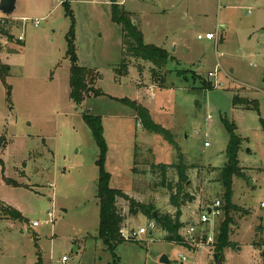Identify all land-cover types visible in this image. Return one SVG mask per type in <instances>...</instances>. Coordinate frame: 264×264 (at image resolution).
<instances>
[{
	"label": "rangeland",
	"instance_id": "obj_1",
	"mask_svg": "<svg viewBox=\"0 0 264 264\" xmlns=\"http://www.w3.org/2000/svg\"><path fill=\"white\" fill-rule=\"evenodd\" d=\"M62 2L18 0L14 15L0 13L13 24L15 39L24 35L23 46L1 40L0 66L10 74L0 77V264H163V255L171 264H180V255L187 264H216L218 253L221 264H264V0H115L134 12L145 43L166 49L171 58L155 75V66L131 61L125 76L116 72L124 50L122 28L112 21L113 0H73L78 63L100 73L96 88L102 92L79 106L70 98L67 58L73 20ZM207 33H218L216 41L198 39ZM218 65L215 88L209 74ZM147 111L169 132L189 166L186 189L196 200L182 209L180 233L215 201L223 205L224 214L193 236L197 241L212 237L205 247L164 241L159 225L135 235L154 218L139 207L131 215L130 203L122 198L117 203L124 219L120 242L111 253L99 238L100 153L85 115L102 119L109 186L152 208V216L176 213L169 189L161 187L164 180L176 186V169L163 177L156 166L178 164V152L163 136L144 130ZM226 121L244 140L243 177L234 178L231 201L241 211L224 200L217 172L227 161ZM4 204L24 221H11ZM49 213L56 215L52 224L46 222ZM227 220L229 240L240 250L217 252ZM34 222L40 225L35 228Z\"/></svg>",
	"mask_w": 264,
	"mask_h": 264
},
{
	"label": "trees",
	"instance_id": "obj_2",
	"mask_svg": "<svg viewBox=\"0 0 264 264\" xmlns=\"http://www.w3.org/2000/svg\"><path fill=\"white\" fill-rule=\"evenodd\" d=\"M73 0H63L62 5L65 7L67 15L72 18L73 25L67 35V58L70 60V98L76 105H81L86 99L92 97L102 96V92L96 88L101 75L95 69L80 66L78 63L77 46L75 43V30H74V16L71 9V2ZM111 6L112 21L116 25L120 26L123 31V50L124 58L116 72L120 76H125L129 72L131 61H142L144 63L155 66L152 74L155 75L156 70H163L167 67L170 61V56L166 49L156 47L154 45H148L145 43L143 32L139 26L138 20H135L134 13L126 11L118 3H114ZM13 24L7 18L0 20V53L3 50L1 40L6 39L10 42H16L17 45L23 46L24 41L15 39L12 34ZM140 69V68H139ZM180 73V72H179ZM10 70L6 66H0V77H9ZM183 74V72H182ZM159 80H164L160 77ZM10 94V92H9ZM238 99H234V105L237 106ZM123 103L129 105L131 108L137 111L145 110L142 106H139L136 102H127L123 100ZM259 104L254 110H258ZM87 127L92 132L95 142L99 148V158L96 161V165L99 168V179L97 182V199L100 206V225H99V238L103 241L105 247L111 251L117 247L120 242L119 229L123 222V217L118 210V199L122 198L130 203V214L136 215L134 207L142 208L146 211V214L151 218L152 208L147 209L144 206H140L128 195L121 190L111 188L109 186L110 175L105 170V160L107 146L104 139V130L102 125V119L99 116L85 115L84 117ZM262 129L264 131V120L261 122ZM229 131L230 141L226 150V163L222 169L217 170L220 172L219 182L223 188V198L230 208L235 210H242L232 205L233 197V181L235 177H243V169L240 167L239 152L243 139L236 133L237 127L235 124L225 122ZM144 130L163 136L178 152V164L168 166L159 164L156 166L162 171V176L165 177L169 168H175L178 174L179 182L173 188L162 182L161 187L169 189L170 191V204L176 210L174 215L167 214L166 216L158 217L156 221L157 225L161 226L166 232L164 241L174 243L176 245H187L185 239L180 235V230L184 227L181 219L183 216L182 209L188 204L193 203L196 199L193 194L187 192L186 186L188 182V169L189 166L185 162V157L182 154L180 147L171 138L169 132L162 126L156 124L147 111V122L143 124ZM5 146V145H4ZM5 147L2 148L4 150ZM9 183V182H8ZM6 215L10 216L14 221H24L21 213L17 210L7 207L5 209ZM154 220V219H151ZM231 220H227L221 225L219 238L216 243L217 252L224 249H232L233 251H239L240 246L238 243H233L229 240ZM37 242V240H36ZM38 247V245L36 244ZM40 260V259H39Z\"/></svg>",
	"mask_w": 264,
	"mask_h": 264
},
{
	"label": "built area",
	"instance_id": "obj_3",
	"mask_svg": "<svg viewBox=\"0 0 264 264\" xmlns=\"http://www.w3.org/2000/svg\"><path fill=\"white\" fill-rule=\"evenodd\" d=\"M3 17L0 16V20L2 19ZM34 24L36 26H39L40 24V21L36 20L34 21ZM218 36V33L214 34V33H207L205 36L203 35H199L198 36V39L199 40H208V41H216V38ZM18 39L20 41H23L24 40V35H20L18 37ZM220 56H224L223 53H221ZM219 68L220 66H216V70L215 72H212L209 74V80L211 82V84L217 88L219 87V81H218V72H219ZM206 146H209V144L207 143ZM262 207H264V203L262 204ZM223 205L222 203L217 200L214 202V204L210 207H207L204 211V213L202 214V216L200 217L199 221L196 222V221H193V222H189L187 223V228H185V234H182L180 233V235L185 239L186 243H187V246H193L195 248H199V247H205L203 244L204 242H207V243H212L213 242V238L212 237H206V238H203L201 239V241H197L194 239L193 236H195L196 234L198 235L200 232L198 231V228L199 226H201L202 224L205 225V224H209V223H215L216 220H218L222 215H223ZM56 221V215L54 213H49V219L46 221L48 223H54ZM40 225L39 222H34L33 223V227H38ZM158 228V225L156 223L155 220H151L149 223H148V226L147 227H143V228H140L138 231H136L135 235L137 236H142V235H145L150 231H154ZM123 237H125L126 239H129L128 235L127 234H123ZM192 239V240H190ZM180 264H187L188 262V259L186 256H183V255H180ZM63 262H66L67 259L65 257H63L62 259Z\"/></svg>",
	"mask_w": 264,
	"mask_h": 264
},
{
	"label": "water",
	"instance_id": "obj_4",
	"mask_svg": "<svg viewBox=\"0 0 264 264\" xmlns=\"http://www.w3.org/2000/svg\"><path fill=\"white\" fill-rule=\"evenodd\" d=\"M18 0H1L0 1V13L6 17H10L15 14L17 8ZM154 220H157V213H154ZM223 257L222 253H218L214 255L215 263L221 264V259ZM161 263L163 264H171L168 256L163 255L161 258Z\"/></svg>",
	"mask_w": 264,
	"mask_h": 264
},
{
	"label": "crops",
	"instance_id": "obj_5",
	"mask_svg": "<svg viewBox=\"0 0 264 264\" xmlns=\"http://www.w3.org/2000/svg\"><path fill=\"white\" fill-rule=\"evenodd\" d=\"M122 3H123V5L125 6L126 5V2L125 1H122ZM131 13H134V12H131ZM5 140V139H4ZM7 145V142H5V148L7 147L6 146ZM4 148V149H5ZM9 182V181H8ZM11 182V181H10ZM4 205H6V204H4ZM6 206H8V205H6ZM9 207H11V208H13L12 206H9ZM13 209H15V208H13ZM16 210V209H15ZM19 212V211H18ZM22 215V214H21ZM24 218V217H23ZM9 220H11V219H9ZM11 221H14V220H11ZM16 222V221H15Z\"/></svg>",
	"mask_w": 264,
	"mask_h": 264
}]
</instances>
